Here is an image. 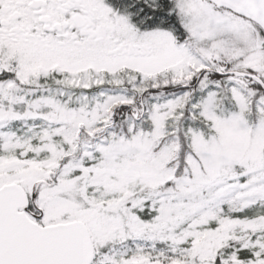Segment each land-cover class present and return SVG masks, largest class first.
I'll use <instances>...</instances> for the list:
<instances>
[{"label":"snow or ice","instance_id":"snow-or-ice-1","mask_svg":"<svg viewBox=\"0 0 264 264\" xmlns=\"http://www.w3.org/2000/svg\"><path fill=\"white\" fill-rule=\"evenodd\" d=\"M0 264H264V0H0Z\"/></svg>","mask_w":264,"mask_h":264}]
</instances>
